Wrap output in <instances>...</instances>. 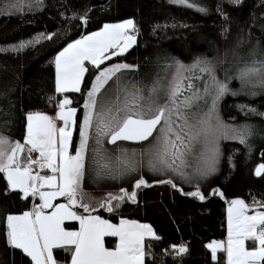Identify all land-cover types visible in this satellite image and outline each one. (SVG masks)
Listing matches in <instances>:
<instances>
[{"label":"trees","instance_id":"1","mask_svg":"<svg viewBox=\"0 0 264 264\" xmlns=\"http://www.w3.org/2000/svg\"><path fill=\"white\" fill-rule=\"evenodd\" d=\"M200 1L206 11L165 0H0V133L22 141L27 113L57 106L61 94L55 87L54 58L66 44L106 22L126 18L134 21L136 43L117 60L134 66L129 72L135 77L142 75L143 84H152L173 59L190 62L206 57L223 60L217 73L227 79L231 89L237 88L233 77L237 57H248L253 49L264 51V0H243L239 5L230 0ZM17 4L20 11L14 7ZM86 68L81 90L66 93L77 109L78 125L98 69L91 64ZM262 114L264 94L222 96L223 121L248 124L251 135L246 143L222 142L217 172L196 185L154 173L145 165L123 176L86 170L82 195L93 200L88 203L95 206L90 213L113 222L127 218L150 223L158 239H144L145 264H225L224 252L213 257L207 243L225 237L226 206L243 200L246 205L258 203L264 210V174L255 173L258 164L264 165ZM77 137L75 130L74 140ZM151 139L135 145L109 144L107 139L106 149L111 156L120 153L117 146L142 148ZM141 179L145 185L135 187ZM121 191L135 193V202L125 198L111 212L101 207L106 196ZM194 192L204 198L191 195ZM38 201L12 190L6 175L0 173V264H32L27 254L8 242L6 217L29 211ZM67 224L77 226L76 222ZM115 241L106 237L105 244L114 247ZM182 246L188 249L186 253L177 251ZM53 254L58 264L70 261L71 252L63 248H54Z\"/></svg>","mask_w":264,"mask_h":264},{"label":"snow or ice","instance_id":"2","mask_svg":"<svg viewBox=\"0 0 264 264\" xmlns=\"http://www.w3.org/2000/svg\"><path fill=\"white\" fill-rule=\"evenodd\" d=\"M176 2L187 7L194 6L192 0ZM230 2L239 5L243 0ZM14 7L16 11L21 10L20 4ZM197 10L206 11L199 7ZM128 29L135 31V25L131 20L124 24L105 25L103 31L70 44L56 57L57 91L63 93L81 90L84 75L88 71L85 61L100 68L105 59L111 58L105 55L110 49H117L113 55L126 51L135 42V36L127 34ZM129 68V65H116L101 70L95 77L94 83L86 93L87 102L84 104L86 113L82 128H78L77 110L68 107L72 101L64 98L58 104L59 111L55 117L39 112L27 116L26 142L11 140L5 133H0V173L6 174L12 190H20L25 198L38 196L42 201L32 212H25L22 216L6 217L10 245L22 250L34 264H57L53 254L54 248H63L71 252V264H145V236L158 239L148 225L121 221L117 226L99 216L78 214L76 210L78 208H82L84 213L94 211L83 203L82 199L86 170L89 173L95 171L97 174L111 175L116 172L123 174L135 171L139 163L123 155L114 158L102 155V152L106 151L103 149H94L90 154L89 140L94 122L97 145L101 144V137H108L111 144H116L117 141L140 143L149 140L156 132V141L160 146L156 147L155 151L149 149L147 152L151 157L149 164L153 169L159 165L172 171H179L185 164L186 154L193 151L194 142L202 139L208 154L205 163L208 170L214 168L218 156L217 142L221 129L226 127L215 115L216 104L230 89L227 83L216 79L211 62L198 59L193 65L185 66L176 61L168 85L164 86L162 80L158 79L151 87L145 86L147 91L135 84L129 87L127 83H119L122 78L117 76V73ZM197 72L210 77V80L205 82L203 94L198 89L194 91L195 86L191 83L194 78H203L196 75ZM113 77H116V80L104 95L107 97L113 89L124 91L122 107L115 105L107 109L102 107L98 112V97ZM231 78L233 77H228ZM234 78L241 81L242 87H247L253 83V78H257L256 84L264 87V51L257 52L253 49L248 57H237ZM210 89L214 90L215 95L211 108L203 117L187 111L197 100L212 95ZM186 92L190 95H185ZM100 100L102 102L103 98ZM190 120L195 122L189 123ZM57 121H62L63 125L57 127ZM177 121L182 123L177 125ZM74 130L79 132L78 149L72 144ZM249 135L251 129L242 126L241 130L236 131L235 138L241 143H246ZM31 153H38V158H33ZM34 166L39 170L48 169L51 175H41L40 171L34 174ZM256 174H264V165L260 166ZM145 183L141 179L135 187L139 188ZM191 195L204 198L199 192ZM59 197L66 198L67 203L54 205L53 201ZM125 197L135 202V193L130 194L127 191H123L119 196L109 195L108 201L123 202ZM108 201L102 203L101 207L111 212L113 206ZM45 209L52 211L45 213ZM248 211L249 206L243 200L233 201L228 209L227 245L222 243L209 245L214 256L218 249L226 252L227 264H264V211H258L253 215H249ZM71 220L79 221V231L65 230L64 222ZM105 236L118 237V247L114 250L106 248ZM246 241H251L252 244L246 246ZM177 251L186 253L188 249L182 246Z\"/></svg>","mask_w":264,"mask_h":264},{"label":"rangeland","instance_id":"3","mask_svg":"<svg viewBox=\"0 0 264 264\" xmlns=\"http://www.w3.org/2000/svg\"><path fill=\"white\" fill-rule=\"evenodd\" d=\"M165 1L167 3L173 4V5L187 7L184 4H182V3L176 2V0H165ZM192 2L194 3V6L193 7H189V8H193V9H197L198 7L202 8L200 0H197V1L192 0ZM129 20H131L133 22V24H134V21H133L132 18H126V19H122V20H119V21H115V22H106L100 28H98L96 30H93L91 32H88L86 34H82L81 36H79L78 38L73 40L74 41L73 43H75L76 41L81 40V39H83V38H85V37H87L89 35H92L94 33L103 31L105 25L124 24V23H127ZM127 34L135 36V42L132 43L127 48V50H128L131 46H133L136 43V32L133 31L132 29H128L127 30ZM122 45H123V41H121V46ZM116 51H117V49L113 48V49H110L108 52L105 53L106 56H110L111 58L110 59H105L104 62L101 63L100 68L97 69V72L94 75V78H93V80L91 82V85H92V83H94L95 77L99 74V72L101 70H106L107 68L114 67L116 65H128L125 62H121V61L117 60V57L122 55V54H124L126 51H124L123 53H121L119 55H113L112 53H114ZM198 59H203V60H207V61L211 62L212 66L215 69L216 79L218 81L222 82V83H227V85H228L227 79L220 78L218 73H217V70H216V67L219 65V63L221 64L223 60L220 62V60L206 58V57L197 58V59H195L193 61H190V62H181V61H179L177 59H173L170 63L167 64L166 70L163 71V74L153 78V81L155 82L158 79H160V80H162V84L164 86H167L168 83H169V80H170V78H171V76L173 74L176 61H179V62L183 63L185 66H191ZM87 64H91V63L87 62ZM54 66H55V64H54ZM169 66H171V67H169ZM129 70H135V67L134 66H130L129 69H125V70L121 71L120 73H117V76L122 78L120 80V82H119L120 84L127 83L129 85V87H131V85L135 84L137 87L142 88L145 91H147L145 86L151 87V85L154 83L153 82L150 85L143 84L142 75L139 74L140 77H139V75L135 77L134 74L129 72ZM55 74H57L56 69H55ZM186 75H190V74L186 73ZM196 75L202 76L203 78L202 79H195V78L192 79L191 83L195 86L193 90L195 91V90L198 89L201 92V94H203V89H204L205 82L209 81L210 77H208L206 74L198 73V72L196 73ZM233 77H235V75H233ZM256 79L257 78H253V83L248 85L247 87H242L241 81L239 79H237V88L231 89L228 86L230 91L226 92L225 94L244 95V96H249V97L257 96L259 94H264V87H260L258 84H256ZM115 80H116V77H113V80L109 81L108 85H106L105 88L101 91L100 97H98V104H97V111L98 112L101 110L102 107L104 109H107L108 107H112L113 105H115L116 107H122L123 100H124V97H125L124 91H122V90L118 91L117 89H113L111 92L108 93L107 97H105V95H104L105 92H108L109 88H112L113 82ZM185 84H187V81H185ZM91 85H90V88H91ZM90 88L88 90H90ZM210 91H212V95H206V96H204L203 99L197 100L193 104L192 108L187 110V111L198 113L200 117H203L204 113L207 112L211 108L213 96L215 95L214 90L210 89ZM233 93H235V94H233ZM225 94H223V96ZM185 95H190V93L186 92ZM117 97H119L118 101H117ZM64 98H68L70 100V97L67 94L62 93L61 97H60V100H59V103ZM100 98H103L102 102H101ZM181 99H183V96L181 97ZM221 99H222V96L219 98V100H218V102L216 104L215 115H216V117H218V121L220 123H222L223 125H225L226 127L221 129V135H220V138H219V140L217 142V144H218V156L216 157V161H215L213 170H208V167H207V165L205 163L208 154H207V150H206V148H205V146L203 144V140L202 139L200 141H198V142H194L193 151L191 153L186 154V156H185V164L179 171H172L171 169H168V168H165V167L159 166V165L157 166L156 169H153L150 166V164H149V160L151 159V157H149L147 155V152L149 151V149H152L153 151H155V148L160 146L159 143L156 141V137H157V133L156 132L151 137L152 138L151 141L147 145H145L144 147H142V148H137V147L136 148L135 147L128 148V147H125V146H117V149H118V151H120V153H117L115 155L113 154V155H111V157L114 158L116 156H122L123 155V156H126V157H129V158H132L134 160L139 161V163L136 165V167L141 166V165H145L154 173H159V174H162V175L177 176L178 178H180L181 180H183L185 182H188V183H190L192 185H196L199 181L204 180L205 178H207V177H209V176H211V175H213L214 173L217 172L219 161H220V157H221V144H222V142H224L226 140H237V141H240L238 138H235L236 137V131L241 130L242 126H248V124H231V123L224 122L223 119L221 118V115H220V100ZM86 102H87V94L85 96V99H84V102H83V105H82V116L80 118L78 128H82L84 115L86 113V109L84 108V104ZM68 107L75 108V107H73L71 105H69ZM50 111H52V110H50ZM33 113H36V112L27 113L26 121H27V116L29 114H33ZM39 113L55 117L54 113H48V112H39ZM57 113H56V115H57ZM76 120H77V111H76ZM194 122H195L194 120H190L189 121V123H194ZM176 123H177V125H179V124L182 123V121H177ZM62 125H63L62 121H57V127H61ZM25 126L27 128V123H26ZM193 131H195V129H193ZM74 136H75V130L73 131L72 144L78 149V147H79V139H80L79 132H78L77 139L74 140ZM26 139H27V134H26ZM100 139H101V144L97 145L95 143V140H96V126H95V122H94L93 123V127H92L91 132H90L89 153H92L94 149H103V150H106V151L102 152V155L109 156L108 155L109 151L106 149V140L108 139V137H101ZM16 141L24 143L23 140L22 141L16 140ZM142 153H144L143 156L141 155ZM181 172H183V175H181ZM126 173L127 172L121 174V173L116 172V173H113L111 175L123 176ZM34 174H35V172H34ZM100 174H106V173H100ZM131 193H133V192H130V194ZM119 195H122V191L118 192L117 194H115L113 196H119ZM35 197H37V196H35ZM108 197H109V195L104 198L105 200L103 199L102 203H104L105 201H108ZM125 198H127V197H125ZM82 199H83V203H85V204L91 203L93 201L88 196H84V195H82ZM233 201H236V200H233ZM233 201H231L225 208V227H226L225 237L222 238V239H213V240H211V241H209L207 243V247L210 250V252H211L213 257H215L217 255L218 251H223V249H218L217 252L215 253V256H214L212 251H211V249L209 248L210 244L222 243L225 246L227 245V241H228V209H229L230 206H232V202ZM108 202L111 203V205L113 207L120 203V201H116V200H111V201H108ZM40 203H42V201L39 200L27 212L34 211ZM59 203H65L66 204L67 203V199L64 198V197H59L55 201H53L54 205L55 204H59ZM88 205L90 207H95L94 205H91V204H88ZM95 205H97V204H95ZM248 206H249V211H248L249 215H253V214H255L258 211H264V210H262L260 208V204H258V203H253V204L248 205ZM47 210H49V209H45L44 210L45 213L49 212ZM76 210H77L78 214L85 215V213L80 212L79 209H76ZM89 214L94 215V216H99V215H97L96 213H93V212L92 213H86V215H89ZM15 216H18V215H15ZM100 218L103 219V220L108 221L111 224L117 225V226L121 223V221H129V222H135L137 224L148 225L153 230V233L155 234V237H158L157 233L154 230V228L148 222H142V221H138V220H134V219H127V218H120L117 222H113V221H110L108 219H104L102 217H100ZM73 221H75V220H71V221H68V222H73ZM75 222L78 224L77 228H73L69 224H67V225L63 224V227L65 228V230H68V231H79L80 230L79 221H75ZM106 237L115 238L116 239L114 247L106 246V244H105ZM145 238H153V237L145 236ZM251 244H252L251 241H246V246L251 245ZM118 245H119V238L118 237H115V236H105L104 237V246L106 248H108L109 250H114L116 247H118ZM249 250H251V249H249ZM223 252H224L225 264H227V254H226L225 251H223ZM71 256H72V253H71ZM71 256H70V261L68 262V264H71ZM33 263H34V261H33Z\"/></svg>","mask_w":264,"mask_h":264},{"label":"crops","instance_id":"4","mask_svg":"<svg viewBox=\"0 0 264 264\" xmlns=\"http://www.w3.org/2000/svg\"><path fill=\"white\" fill-rule=\"evenodd\" d=\"M74 41H72V42H70V43H68L67 45H65L64 47H63V49L62 50H60L56 55H55V58H54V64H55V69H56V72H57V68H56V57L62 52V51H64L70 44H72ZM87 62L88 61H85V67H86V65H87ZM55 87H56V91H57V74H55ZM58 92V91H57ZM68 92H70V91H68ZM58 93H60V94H62L61 92H58ZM63 93H67V92H63ZM58 107V104H57V106L52 110V111H45V112H48V113H54L55 114V116H56V113L59 111V108H57ZM26 123H27V121H26ZM26 134H27V128H26V126H25V130H24V137H23V141L24 142H26ZM31 156H35V157H37L38 158V153H31ZM6 175V174H5ZM7 178V177H6ZM9 183V182H8ZM9 186H10V184H9ZM10 188H11V186H10ZM18 190V189H17ZM44 190H47V189H44ZM34 197V196H33ZM37 198H38V196H37ZM39 199V198H38ZM47 211H49L48 213H50V211H52V209H49V210H47ZM27 212V211H26ZM18 216H21V215H23V213H21V214H17ZM85 215H86V213H85ZM13 216H15V215H13ZM73 222H75V221H73ZM66 223H69L68 221H65L64 222V225H66ZM77 224V223H76ZM6 225H7V221H6ZM78 227V224H77V226H76V228ZM7 232H8V228H7ZM9 242V241H8ZM32 263H33V261H32ZM34 264V263H33Z\"/></svg>","mask_w":264,"mask_h":264},{"label":"water","instance_id":"5","mask_svg":"<svg viewBox=\"0 0 264 264\" xmlns=\"http://www.w3.org/2000/svg\"><path fill=\"white\" fill-rule=\"evenodd\" d=\"M155 133V132H154ZM154 133H153V135H154ZM151 138V137H150ZM149 138V139H150ZM144 142H146V141H143V142H140V143H144ZM109 143V142H108ZM117 143H127V144H140V143H137V142H133V141H117ZM109 144H111V143H109ZM260 166H261V164H258L257 165V167H256V170H255V173L257 172V170L260 168ZM257 175V174H256Z\"/></svg>","mask_w":264,"mask_h":264},{"label":"built area","instance_id":"6","mask_svg":"<svg viewBox=\"0 0 264 264\" xmlns=\"http://www.w3.org/2000/svg\"><path fill=\"white\" fill-rule=\"evenodd\" d=\"M32 157L37 158L35 156H32ZM36 171H40V174H42V175H51V172L48 169L39 170V169L35 168V166H34V172H36Z\"/></svg>","mask_w":264,"mask_h":264}]
</instances>
